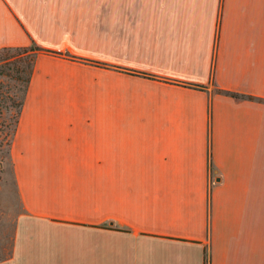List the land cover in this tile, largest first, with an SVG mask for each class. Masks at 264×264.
I'll use <instances>...</instances> for the list:
<instances>
[{
    "label": "crops",
    "instance_id": "1",
    "mask_svg": "<svg viewBox=\"0 0 264 264\" xmlns=\"http://www.w3.org/2000/svg\"><path fill=\"white\" fill-rule=\"evenodd\" d=\"M32 41L0 264H264V0H0Z\"/></svg>",
    "mask_w": 264,
    "mask_h": 264
},
{
    "label": "rangeland",
    "instance_id": "2",
    "mask_svg": "<svg viewBox=\"0 0 264 264\" xmlns=\"http://www.w3.org/2000/svg\"><path fill=\"white\" fill-rule=\"evenodd\" d=\"M10 54L16 56L0 61V260L12 251L16 217L23 210L14 180L10 145L33 52Z\"/></svg>",
    "mask_w": 264,
    "mask_h": 264
},
{
    "label": "trees",
    "instance_id": "3",
    "mask_svg": "<svg viewBox=\"0 0 264 264\" xmlns=\"http://www.w3.org/2000/svg\"><path fill=\"white\" fill-rule=\"evenodd\" d=\"M25 50H29L31 52H33V56H32V60H31V65H30V70L28 71L27 74V78H26V86H25V91H24V95L26 92V88L33 70V66H34V62H35V58L36 56L40 53V52H47V53H54V54H62L71 58H76L75 56H72L68 53H63L60 51H54V50H49V49H45L40 47L39 45H37L35 42H31L29 45L27 46H8V47H3L0 49V61H4V60H8L11 57H15L16 55H12L10 54V52L12 51H23L25 52ZM24 95L22 97V100L19 103V109L17 110V119L20 113V109L23 103V99H24ZM17 122V121H16Z\"/></svg>",
    "mask_w": 264,
    "mask_h": 264
}]
</instances>
